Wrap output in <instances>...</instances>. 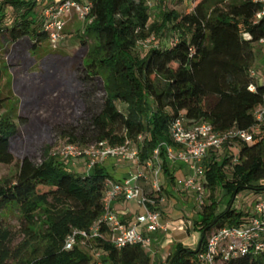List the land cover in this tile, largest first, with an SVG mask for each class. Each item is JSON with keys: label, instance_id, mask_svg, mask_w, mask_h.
Wrapping results in <instances>:
<instances>
[{"label": "trees", "instance_id": "1", "mask_svg": "<svg viewBox=\"0 0 264 264\" xmlns=\"http://www.w3.org/2000/svg\"><path fill=\"white\" fill-rule=\"evenodd\" d=\"M87 1L91 21H84L76 34L78 47L68 57L75 65L80 90L71 122L55 129L68 142L83 146L106 140L116 145L125 137L145 134L140 152L143 163L162 143L176 148L169 129L179 117L205 120L219 132L253 127V113L261 107L264 95V83L251 75L252 43L264 37V18L254 20L261 4L200 0L187 13L163 9L159 20L150 21L147 0ZM40 4L44 0H0V36L12 43L29 39L33 49L48 42L42 10L39 15L35 10ZM7 7L14 12L9 24H5ZM152 35L157 43L142 56L137 54L138 42ZM16 134L17 123L0 114V165L14 163L11 146ZM233 146L238 149L236 162L231 161L229 146L213 152L206 162L204 185L210 195L209 204L200 209L194 222L200 233L197 247L174 244L164 264H200L198 253L209 232L243 218L231 207L239 190L264 191L260 183L264 180V140L255 136L251 143L235 141ZM159 151L164 192H169L175 184V169L166 160L165 148ZM47 155L45 149L43 160L36 163L25 154L14 174L0 179V264H94L91 244L69 251L62 250V245L71 229L86 230L101 217L103 193L113 177L99 163L90 172H70ZM218 185L230 198L217 214L214 192ZM10 209L17 212L26 238L15 246L14 234L3 220V213ZM92 243L100 252L101 264H151L148 251L140 245L117 249L105 240ZM225 264H264V260L245 255Z\"/></svg>", "mask_w": 264, "mask_h": 264}, {"label": "built area", "instance_id": "2", "mask_svg": "<svg viewBox=\"0 0 264 264\" xmlns=\"http://www.w3.org/2000/svg\"><path fill=\"white\" fill-rule=\"evenodd\" d=\"M194 0H189L193 4ZM262 5L255 15V22L264 18V0H250ZM194 4L192 5V7ZM91 5L80 0H45L42 8L43 29L48 35V43L57 49L65 40V28L72 19L89 22ZM264 45V37L258 41ZM258 80V75L251 72ZM264 83V79L261 80ZM254 90V86H250ZM255 123L250 129L232 128L216 131L205 120L195 122L179 117L171 122L169 133L176 148L163 143L156 148L151 157L140 163V152L145 134L125 137L122 143L111 145L106 140L83 146L65 142L53 153L63 161L82 160L85 171L90 172L97 163L105 166L108 160L117 164H132L136 168L129 171L121 180H111L103 193V214L88 229H71L65 237L62 250L69 251L75 246H90L92 241L105 240L115 248L140 245L147 251L152 244V235L166 230L162 224L160 207L165 203L166 181L161 170L160 147L165 148L167 162L173 168L186 169V173L175 178L173 190L189 193L198 208L209 204L204 197L206 187V162L213 152L225 146L234 149L235 141L251 143L255 136L264 140V95L263 103L254 111ZM232 162L237 161L233 157ZM171 190V189H170ZM133 202L139 209L130 223H126L112 209L113 201ZM245 255H259L264 260V199H257L238 223L223 226L209 232L198 253L200 264H225ZM94 264H101L100 252L94 250Z\"/></svg>", "mask_w": 264, "mask_h": 264}, {"label": "rangeland", "instance_id": "3", "mask_svg": "<svg viewBox=\"0 0 264 264\" xmlns=\"http://www.w3.org/2000/svg\"><path fill=\"white\" fill-rule=\"evenodd\" d=\"M85 1L87 0H82V2ZM199 1L192 2L195 4ZM147 2L150 21L159 20L163 9L187 13L193 5L189 0H165V3L161 5L158 0H147ZM43 7L44 5L41 4L36 7L38 15ZM6 11L8 17L5 24H9L14 12L9 7ZM84 24V21L72 19L64 31L65 40L57 49H52L47 41L33 49L32 41L29 39L12 43L6 37L0 36V101L2 103L0 114L9 116L17 123V134L11 146L14 163L0 165V179L13 175L17 163L25 154H28L36 163H40L45 149H48L49 158L63 166L66 165L70 172L75 170L69 165L81 163L80 160L63 161L54 157L53 153L57 147L68 142L67 138L55 129L58 124H69L73 116L74 100L80 87L74 78L75 65L68 57L78 47L76 34L83 29ZM171 33L168 31V36ZM155 37L152 35L139 41L135 52L142 56L157 43ZM161 43H167V40ZM252 48L255 57L252 70L258 76L264 75V45L255 42L252 43ZM117 107L125 111L124 105L117 103ZM228 153L232 158L237 157L238 149L234 148ZM82 166L84 167V164L79 167L82 168ZM226 175L230 178V173L226 172ZM260 183L264 185V180ZM255 185L256 183L253 184ZM164 194L165 203L160 207V213L161 221L167 223V229L163 231V240L166 244L182 243L184 246L195 249L200 238L199 231L194 229V222L198 219L200 211L198 205L191 195L187 198V193L181 194L172 189L171 192H164ZM209 195L210 191L206 187L204 197L208 202ZM214 197L219 203L218 214L225 209L230 196L221 185H218ZM259 198L264 199V191L243 188L236 194L231 207L234 211L242 213L244 217ZM3 214V220L14 234L13 245L23 242L26 238L20 231L17 212L10 209ZM34 245L38 247L37 244ZM91 245L94 250L99 251L95 248V243L91 242ZM152 247L148 250L149 254H152ZM25 255L29 256L30 251Z\"/></svg>", "mask_w": 264, "mask_h": 264}, {"label": "crops", "instance_id": "4", "mask_svg": "<svg viewBox=\"0 0 264 264\" xmlns=\"http://www.w3.org/2000/svg\"><path fill=\"white\" fill-rule=\"evenodd\" d=\"M262 79H264V75L260 74L258 77V81L261 82ZM80 161L81 163L80 162L76 164L72 163L71 164L72 166L69 165V167L73 168L75 172L85 171V167L83 166L82 168L79 167L83 165L82 163L83 161L82 160ZM105 167L107 168L108 172L110 173V175L113 177L114 180H121L123 177L127 175L129 171L135 170L136 168L132 164H117L111 160H108L106 162ZM174 169H175L176 177H181L183 174L187 172L186 169H184L183 167L181 168L175 167ZM169 192H171V190H169ZM190 195L191 194L187 193V196H188L187 198H189ZM111 206H112V209L118 214V216H120L126 223H130L133 220L135 214L139 212V209L133 202H123L121 200H118V201H113L111 203ZM161 219H162V216H161ZM162 224L163 226L167 225V223L164 221L162 222ZM163 231L165 230H160L156 234L152 235L151 247L153 245L152 247L153 249L151 251L152 254H149L151 257V264H164L166 257L174 249V245L166 244V242L163 240L164 238Z\"/></svg>", "mask_w": 264, "mask_h": 264}]
</instances>
